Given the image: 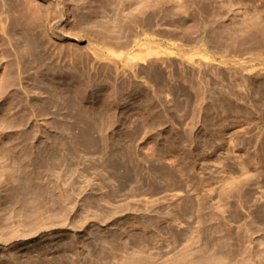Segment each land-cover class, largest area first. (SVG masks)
<instances>
[{
	"label": "rangeland",
	"instance_id": "1",
	"mask_svg": "<svg viewBox=\"0 0 264 264\" xmlns=\"http://www.w3.org/2000/svg\"><path fill=\"white\" fill-rule=\"evenodd\" d=\"M52 4L0 61V264H264V0Z\"/></svg>",
	"mask_w": 264,
	"mask_h": 264
},
{
	"label": "bare ground",
	"instance_id": "2",
	"mask_svg": "<svg viewBox=\"0 0 264 264\" xmlns=\"http://www.w3.org/2000/svg\"><path fill=\"white\" fill-rule=\"evenodd\" d=\"M73 2L74 0H0V15H3V18H0V38H6L8 41L6 45L0 43L2 48L0 61L20 64L25 61L36 63L42 60L41 54L34 55L36 52L34 50L42 47L44 43L42 32L38 30L40 12L49 13V7L52 3L60 5L61 12L66 14V19L61 23L59 29L66 34L65 39L72 41L73 39L69 37L71 32L67 30L66 26L71 18L70 9L74 5ZM11 48L14 56L9 53ZM73 51V44L70 42L65 45L64 52L61 54H49L44 59L51 61L71 60L74 58Z\"/></svg>",
	"mask_w": 264,
	"mask_h": 264
}]
</instances>
